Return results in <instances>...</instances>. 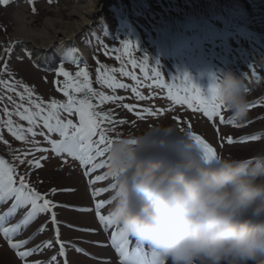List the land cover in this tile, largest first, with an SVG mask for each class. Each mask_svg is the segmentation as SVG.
<instances>
[{
    "label": "rangeland",
    "instance_id": "obj_1",
    "mask_svg": "<svg viewBox=\"0 0 264 264\" xmlns=\"http://www.w3.org/2000/svg\"><path fill=\"white\" fill-rule=\"evenodd\" d=\"M76 1L58 0L55 4L56 1L54 0L51 3L48 0H33L32 5L28 7V3L25 0H10V3L13 4L0 5V50H3L9 43H12L14 53V45H16V48L21 45L20 43H15L17 38L12 33L15 31L17 25L14 18L15 12L20 11L28 16L30 25L33 28H41L47 18H60V20L64 21H71L72 18H75V15L71 14V6ZM115 2L117 0H102L99 4L98 15H101L102 18L105 17V20L107 18L104 22L105 27L103 28L110 29L111 27L115 29L118 25L120 19L118 16L121 15V9L119 4ZM145 2L147 3L146 5L150 6V9L148 12H142L149 18V27H143L140 33H136L135 31V35L131 38L128 35L132 32H126V35L119 34L115 37L117 39L115 42L103 44L100 51H96L99 55L97 60L93 61L89 58L87 62L89 64L87 67L89 79L95 91L97 93L102 92L105 95L122 96L124 99L101 103L97 96L85 97L84 93L75 95H78L79 98H89L96 106V111L108 112L115 120L125 121L124 124L116 123L108 125V127L114 129L108 132V135L112 139L121 136L142 135L144 139L156 140L161 134L159 128L162 125H172L180 133H185L187 132V125L191 124L194 132L198 135H202L201 133L205 134L210 139L209 141L213 142L212 140H216L217 138L215 136L217 133L212 130V132L208 133L209 131L204 129L207 127L205 126L204 119L199 116L200 112L191 110L189 113L188 109H186L187 106H182L181 108L179 105H173L167 98L166 88H157L155 85L149 88L147 85L151 83V80H144V73L139 68L133 69L130 64L122 63V61H127L129 58L123 52L121 41L131 40L134 44L137 43L138 49L132 53L131 58L140 64L143 62V57L147 55L149 57V69H158L163 75L164 80L169 84L173 83V78H175V83L179 86L182 75L187 73L193 82L198 84L203 91H206L213 75L219 77L223 75L225 70L231 69L237 75L243 73V78L249 88V94L257 89L258 92L253 93V95L260 96L264 94V25H262L264 22L260 15H257L254 6L257 7L258 5L261 7L263 5L264 7V0H158L157 3L145 0ZM33 7L36 9L35 12H33ZM125 26H128V24ZM84 28L73 35L72 39H69L67 44H72V48L67 49L68 56L66 57V61L71 60V55L75 48L81 51L84 47L88 46L85 36L88 28L86 30ZM251 33L252 35H250ZM94 47L97 49L99 46L96 47L94 44ZM106 48L109 50L107 55L105 54ZM113 48L120 49V51L111 52L110 50ZM116 56H121L122 60H117ZM6 59L8 60L7 62L11 61L15 64L16 69L13 72L9 71L15 80L22 81L34 88L35 97L42 98L46 103L53 98L62 102L67 101V97L57 90V86L54 83L57 80L63 82L64 79L62 76L57 75V70L53 73H40L27 60L20 62L13 55L6 57ZM85 64L73 67V65L64 63L62 66L74 75L80 69H84L83 65ZM100 65L106 66L107 69L124 67L126 71H132L140 82L138 83L136 80H133L131 76H123L119 72L112 74L105 73L115 75L118 81L128 85V87L123 89L108 88L107 85L97 80L96 69ZM102 72H104V69H102ZM4 78L9 79L10 77L5 75ZM132 87H137L145 96H149L150 93H155V95L150 99L137 100L135 94L131 91ZM1 93L0 95H2ZM13 100L17 101L18 97L13 95ZM124 104L133 105L135 110L150 107L153 109L164 108L166 111L164 114L155 117L145 114L141 119L135 115V111L125 109L123 107ZM261 104L253 113L249 111L248 119L245 122H235L241 124L242 127L237 128L230 123L228 126L226 123L223 124L226 127L221 129L220 136L223 137L222 140L225 142V138L229 135L235 136V138L241 136L243 132L250 131V127L253 124L262 125L259 121L264 122V100ZM5 106L10 110L13 109L11 102L7 100L0 101V121L7 119V116L2 111ZM260 113H262L263 119L259 117L258 120L256 119L257 121L254 120L253 118L256 115H261ZM75 114V111L68 113L61 110L60 112L62 119H71L74 123H78V114ZM221 114L225 120L230 115L226 109H222ZM174 116H179L182 123L178 125L173 119ZM12 119L14 125H23L25 130L29 127L27 121H22L14 114V110ZM213 121L219 122V118L214 117ZM251 121L255 123L251 124ZM3 127L6 126L0 123V129H3ZM181 129L185 130L182 131ZM34 130L37 132L35 137H32L30 133H26L28 139L21 143L16 142L13 146H10L7 149L9 153L14 152V150H20V148L25 146L26 142H30L34 147H39L41 143L45 144V147H50L46 137L60 139L58 133H49L43 127L42 121L34 126ZM262 137L263 141L260 142L261 144L250 143L237 147L236 145L225 144L228 147L224 151V156L229 151L234 152L236 157L237 155L250 157L257 152L264 151V136ZM148 143L154 146V144ZM145 146V152H148L149 146L147 144ZM30 147L29 144H26L22 150L23 153L29 154L27 149ZM100 161L98 160V162ZM68 163L69 165L61 166L60 163L55 161V164L50 166L48 162V169L56 168L54 174L52 175L44 167L35 172L33 177L36 180L40 178L49 179L58 188L59 186H66L72 189L71 192L66 191L57 197V200L67 201L72 205L81 207V205L89 203L91 196L88 194V188L93 186L89 184V180L85 182L75 159L71 162V165L70 160H68ZM24 173H28L27 177L31 179L28 168L24 170ZM103 173H106V163L103 169L98 168L94 174ZM91 174L94 175L93 173ZM109 183H111L110 178L107 181L97 182L95 187H107ZM57 210L60 217L65 221L76 224L82 223L83 225H94L91 214H84L83 211H77V209L73 208L64 209L58 207ZM64 234L71 237L82 235L68 229L64 230ZM46 240V238L42 239V241ZM88 249L98 255H106L108 253L106 250H101L94 246H88ZM69 258L72 261L70 262L71 264H77L73 254H69ZM76 258L78 259V257ZM80 260L83 261L82 264H100L82 257H80ZM0 264H16L13 256L6 249L0 250Z\"/></svg>",
    "mask_w": 264,
    "mask_h": 264
},
{
    "label": "clouds",
    "instance_id": "obj_2",
    "mask_svg": "<svg viewBox=\"0 0 264 264\" xmlns=\"http://www.w3.org/2000/svg\"><path fill=\"white\" fill-rule=\"evenodd\" d=\"M243 73L218 77V98L235 122L249 116ZM164 147L146 154L144 137L121 136L107 151L108 216L118 232L147 245L165 264H264V151L250 157L205 154L187 132L160 126Z\"/></svg>",
    "mask_w": 264,
    "mask_h": 264
},
{
    "label": "snow or ice",
    "instance_id": "obj_3",
    "mask_svg": "<svg viewBox=\"0 0 264 264\" xmlns=\"http://www.w3.org/2000/svg\"><path fill=\"white\" fill-rule=\"evenodd\" d=\"M29 3L32 0H28ZM49 3L52 0H48ZM10 0H0V5H7ZM36 9L33 7V12ZM121 46L123 52L127 54L128 60L122 61V63H128L133 69L139 68L141 72L144 73V80H151V83L147 86L149 88L155 85L157 88L167 89V98L171 101L173 105L187 106L195 112H200L207 119L212 120L214 117L219 118V122L230 123L235 127H242L241 124L235 123L233 119L225 121L224 116L221 114L222 109H224L222 103L218 98V77L213 75L210 79V84L206 91H203L201 87L193 82L192 78L184 73L182 75L181 84L179 86L175 83V78H173V83H167L161 72L156 69H149L148 60L149 57L145 55L143 57V62L138 64L135 59H132V53L138 49L137 43H133L131 40L121 41ZM111 52H119L120 49L113 48ZM109 50L105 49V54L107 55ZM13 55V44L9 43L3 50H0V73L6 72L7 63L5 62L6 57ZM70 58V57H69ZM16 59H23V57L17 56ZM117 60H122L121 56H116ZM104 69V72H102ZM97 80L107 85L111 89H123L128 87L127 84L118 81L115 75L105 74V73H115L119 72L123 76H131L133 80L138 83V77L132 71H126L124 67L119 69L112 68L107 69L106 66L100 65L97 69ZM151 73V74H149ZM57 75L62 76L63 82L57 80L54 83L57 86V90L62 92L65 97H67L66 102L58 101L56 99H51L47 103L42 100V98L35 97L34 88L30 87L22 81L15 80L14 76L9 73V79L5 80L0 77V90L6 93H11L7 95H0V101L7 100L13 104V109L10 110L7 106L3 107L2 111L7 116L6 120L0 121L7 126V130L13 137L20 141H26L28 139L26 133H30L32 137L37 135L34 130V126L42 121L43 127L47 129L49 133H58L60 139H52L51 137H46L47 143L50 145L49 148H36L35 151L46 153L51 150L57 156L62 154H67V156L78 160L82 166H89L85 172V175L89 173H95L96 169H103L105 167V161L101 160L99 163L96 162L98 157H104L107 153L110 144L113 139L108 135V132L114 129L108 127V125H114L116 123L124 124V120H115L113 116L108 112L96 111V106L91 102L89 98H79L78 95L84 93L85 97L97 96L99 101L103 103L104 101H114L123 100L122 96L115 95H105L104 93H97L92 87V82L89 79V73L85 69H80L74 75L61 65L57 69ZM132 93L135 94L137 100L150 99L155 93H150L149 96L143 95L137 87L131 88ZM13 95L18 97L17 101L13 100ZM253 105L249 103V108ZM123 107L129 111H135V115L138 118H143L145 114L150 117H155L165 113L164 108H143L142 110H135L133 105L124 104ZM14 114L18 116L22 121H27L29 127L25 130L23 125H14L12 119ZM61 110L71 113L75 111L78 114V123H74L73 120H64L60 116ZM173 119L179 125L182 123L179 116H174ZM193 126L191 124L187 125V133L192 136L197 142L202 144L205 148V154L215 155L217 154V148L213 147L202 135L196 134L192 130ZM184 131L185 129H181ZM219 132V129H215ZM43 135V133H41ZM2 139V136H0ZM241 141L255 140L258 139L254 135H245L239 138ZM226 141L229 145L235 143L232 136H227ZM7 143V141H4ZM14 160H17L19 164H25L30 168H41L43 164L42 160H47L46 155L40 156L39 159H28L25 160L20 156H14ZM16 165L10 164L8 161L0 157V204L7 203L9 200L12 201L10 208L3 214H0V234H2L10 246V248L17 250L16 255L24 262V264H29L25 259L29 257L34 251L42 250L43 248H50L53 246V240H47L42 243V245H37L33 249L19 250L22 246L28 244V240H16L14 241L12 237L18 235L21 229H26L29 224L41 213H51L50 220L55 227V242L59 244L58 255L65 257L64 264H68L65 253V242L59 240V221L57 220L56 212L53 211L54 208L58 207L53 200L47 198L48 193H41L37 191L27 179L28 173L19 174L16 171ZM108 176L106 173L94 174L89 179V184L91 187V197L94 200L95 217L100 222V224H111L112 221L110 217H106L102 214V209L108 203L109 200L98 198L101 193H107L111 189L112 185L109 183L107 187H95L96 183L99 181H107ZM58 191L56 188L49 190L50 193L55 194ZM65 191H72V189H65ZM27 209L21 217V219L16 223L9 226H4L8 218L14 216L19 212L20 209ZM81 211L92 212L93 208L80 209ZM46 225H41L39 228L40 232L45 230ZM87 231H92L88 229ZM137 241V240H136ZM132 241L129 237L124 236L123 238H118V233L113 231L111 234V245L115 248L116 252L120 256V264H165L163 257L159 255L157 251L152 250L153 257H159V259H153L151 261L147 260L146 254L144 253L141 242L137 241V246L130 247ZM77 252L84 251L81 248H76ZM56 255L52 256L48 261L35 260L31 261L30 264H53L56 261Z\"/></svg>",
    "mask_w": 264,
    "mask_h": 264
},
{
    "label": "bare ground",
    "instance_id": "obj_4",
    "mask_svg": "<svg viewBox=\"0 0 264 264\" xmlns=\"http://www.w3.org/2000/svg\"><path fill=\"white\" fill-rule=\"evenodd\" d=\"M102 0H77L71 6V14L75 15L71 21L60 18H47L41 28H33L28 16L20 11L15 12V31L13 35L20 41L28 43L35 57L44 63L50 62L52 55L64 52L63 48L68 39L79 30L96 21L99 4ZM97 22V21H96ZM77 264L83 261L75 259Z\"/></svg>",
    "mask_w": 264,
    "mask_h": 264
},
{
    "label": "trees",
    "instance_id": "obj_5",
    "mask_svg": "<svg viewBox=\"0 0 264 264\" xmlns=\"http://www.w3.org/2000/svg\"><path fill=\"white\" fill-rule=\"evenodd\" d=\"M260 2H262V1H260ZM254 4L256 5V3H254ZM262 7H263V5H261V7L258 5H257V7L254 6V8L256 9L257 15H260L261 19H263V22H264V15H263L264 7L263 8ZM262 25H264V23Z\"/></svg>",
    "mask_w": 264,
    "mask_h": 264
}]
</instances>
